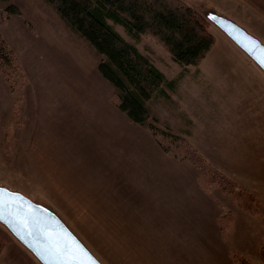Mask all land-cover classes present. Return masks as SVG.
Here are the masks:
<instances>
[{"label":"rangeland","instance_id":"rangeland-1","mask_svg":"<svg viewBox=\"0 0 264 264\" xmlns=\"http://www.w3.org/2000/svg\"><path fill=\"white\" fill-rule=\"evenodd\" d=\"M180 1L192 8L204 5L225 15L211 5V0ZM12 4L20 15L6 18L2 11L6 5L0 4V33L18 59L21 72L13 81H5L0 75V184L55 209L103 264H157L168 262V258L179 261L181 250L176 249L175 232L165 230L167 224L170 228L176 225L165 223L167 215L159 209V193L145 187L144 174L137 178L142 187L136 193L127 184L131 174L138 177L145 171L144 163L134 159L145 154L144 148L123 141L130 135L143 139L135 129L141 127L163 153L194 163L173 157L184 163L185 171L191 168L195 175L197 168L203 176L201 186L221 213L217 227L229 264H264V75L253 62L204 19L214 38L210 50L195 66L187 67L174 87L163 88L166 97L153 94L146 102L148 122L172 135L158 137L162 147L147 126L132 125L117 109L114 89L97 71L100 57L51 6L43 0H13ZM115 29L167 81L177 78L181 68L156 38L145 34L134 41L120 26ZM105 101L119 115L101 110L100 104ZM86 102L85 115L96 125L90 129L85 121V129L79 134L93 133L102 120L108 122L107 118H113L114 129L122 128V122L129 124L125 129L129 132L121 129L117 148L113 144L108 147L107 154L113 157L108 171L124 172L115 190L96 187L99 155L91 156L89 134L73 138L71 134L76 131L48 123L53 115L69 123L75 110H86ZM99 131L100 135H111L110 128ZM65 132L71 133V138L66 139ZM100 142L95 143L98 152ZM71 143L76 145L74 153ZM157 162L151 166L157 167ZM99 166L100 171L105 170L101 163ZM87 167H93L91 179L87 178ZM224 178L234 186L224 184ZM158 182H152L153 186ZM185 244L188 249L192 243ZM187 249L183 247L181 254ZM196 259L200 262L207 258L201 253ZM0 264L39 262L0 225Z\"/></svg>","mask_w":264,"mask_h":264},{"label":"trees","instance_id":"trees-1","mask_svg":"<svg viewBox=\"0 0 264 264\" xmlns=\"http://www.w3.org/2000/svg\"><path fill=\"white\" fill-rule=\"evenodd\" d=\"M43 1L100 57L97 71L114 89L118 109L131 122L147 126L163 147L158 137L165 135L171 138L172 135L164 130L160 132L148 122L146 102L152 99L153 94L166 97L163 88L174 87L173 83L182 79L187 67L195 66L210 50L214 38L208 32L206 20L180 0ZM0 3H9L3 9L6 18L20 15L19 9L10 0H0ZM116 26H120L134 41L145 34L156 38L181 68L177 78L167 81L163 73L115 29ZM20 72L18 59L0 33V75L5 81H13L14 77H20L17 75ZM164 150L169 152L166 147ZM195 178L201 186L203 176L197 168ZM223 183L234 186L233 181L228 179ZM243 264L248 263L243 261Z\"/></svg>","mask_w":264,"mask_h":264},{"label":"crops","instance_id":"crops-1","mask_svg":"<svg viewBox=\"0 0 264 264\" xmlns=\"http://www.w3.org/2000/svg\"><path fill=\"white\" fill-rule=\"evenodd\" d=\"M12 1L13 0H10V3H12ZM0 4L7 5V3ZM211 5H213L217 10L223 11L226 16L239 22L242 27L244 26L247 28V30L256 35L261 42H264V0H211ZM6 94H8V92ZM60 103L63 108L64 102L60 101ZM88 104L89 102H86L85 111L75 110V115L68 118L69 123L66 119L61 120V118H56L55 115H53L52 118L50 117L51 115L49 116L51 120H49L48 123L51 125L53 122H55L58 129L63 128L68 132H77H75V135L65 132L66 139L71 138V136L73 138H78L77 135L86 136L89 134L88 147L92 154L91 156L95 154L99 155V160L97 161L99 164L101 163L105 169L100 171L99 164L95 168L97 177L95 182L96 187H110L111 190H115L119 186L120 177L123 176L124 172H121L119 169L114 173L108 171L111 169L113 164V157H110L107 154L110 153L108 147L109 144H113L116 147V144L121 138L119 134L121 129H128L129 124L126 125V123L122 122V128L116 126L114 129L115 123L113 122V118H107L108 122H104L102 120L100 127L94 130L93 133L79 134V132H83L85 129V121L88 122V127L90 129L94 128L96 125V122L93 120V118L87 117L85 115ZM109 104L110 103L107 101H105V103H101L100 109L106 110L107 114L110 115H119L118 113L120 110L118 108L117 109L119 111L115 108H111ZM63 110L68 111L69 114L71 112L70 109L66 108V106H64ZM91 114L92 112L90 111L89 115ZM133 124L136 125L132 122V125ZM65 125H67L68 129H66ZM102 127L110 128L111 135H100L99 132L101 131L99 130ZM140 128L135 129H137L139 135H143V139L139 137L136 138L134 135H130L129 138L124 137L123 141L144 148L143 152H145V154L141 158L138 156L136 158L134 157V159H137L138 161L140 160L142 163H144L142 169L144 168L145 171H142L140 174H138V177L137 174L134 173L130 176L127 175L129 176L127 184L129 187L133 188V194L136 193V190L142 187L140 181H138L137 178L139 179L141 174H144L146 178L145 187L150 186L152 191L154 190L153 193H159V209L165 210L167 215L165 218V223H170L171 226L176 225L174 228H170V226L168 227V224L165 227V230L172 229L175 232L174 239L176 242V249H180L182 251L183 247L187 249V244L185 243H192L191 246L183 252V254H181V251L179 252V261L177 259L173 261V259L168 258V262H157V264H229V262L226 260L225 251L222 246V243L224 244L223 237H221L217 227V218L221 213L219 214V210L215 205L213 198L198 187L194 172L191 170V168H189L190 170L185 171L183 169L184 163H180L182 161L176 160L173 157L163 153L154 142L151 135L147 137L142 128ZM125 131L129 132L128 130ZM126 132L125 134L128 135ZM98 137H101L103 140L100 142ZM98 141L100 142L98 146L101 147L100 152H98L97 147L95 146V143ZM102 142H104L106 145L105 147L103 146ZM70 150L72 153H74L76 151V145L71 143ZM115 151L118 152L119 150L115 149ZM102 152L104 153L102 154ZM156 160H158L156 164L157 167L154 168L151 166V164L155 163ZM92 168L93 167H87V170H90L89 172L91 174L93 172ZM90 173L87 177L88 179L93 177V174L91 175ZM157 180H159L158 185L153 186L152 182ZM119 189L124 192V187ZM133 194L129 203H131L132 199L134 198ZM139 197L140 196L137 195V198ZM139 203L140 202L137 204ZM195 244H197V246H195ZM201 253L207 259L206 261L202 259V261L198 262V258L196 259V256L201 255ZM133 257L134 255L131 251L130 259H133ZM184 259L191 262H184ZM144 264L148 263L144 262Z\"/></svg>","mask_w":264,"mask_h":264},{"label":"water","instance_id":"water-1","mask_svg":"<svg viewBox=\"0 0 264 264\" xmlns=\"http://www.w3.org/2000/svg\"><path fill=\"white\" fill-rule=\"evenodd\" d=\"M192 9L216 27L264 75V64L261 63L259 51L264 48L263 42L212 8L201 5ZM0 196L8 202L7 210L0 216V225L39 264H59L62 258L66 260L69 256L73 258V264H103L51 206L4 184H0ZM38 231L45 235L38 236Z\"/></svg>","mask_w":264,"mask_h":264},{"label":"snow or ice","instance_id":"snow-or-ice-1","mask_svg":"<svg viewBox=\"0 0 264 264\" xmlns=\"http://www.w3.org/2000/svg\"><path fill=\"white\" fill-rule=\"evenodd\" d=\"M254 47V45H253ZM260 53H261V63L264 64V48L259 49ZM8 208V202L3 199L2 196H0V216H3L4 212L7 210ZM31 235V233H30ZM38 236L43 237L45 234L43 232H39L37 233ZM52 251H54V249H51ZM59 264H73V258L72 257H68L66 260H64L63 258L61 259V261L59 262Z\"/></svg>","mask_w":264,"mask_h":264}]
</instances>
